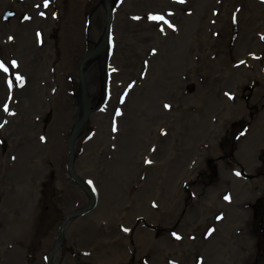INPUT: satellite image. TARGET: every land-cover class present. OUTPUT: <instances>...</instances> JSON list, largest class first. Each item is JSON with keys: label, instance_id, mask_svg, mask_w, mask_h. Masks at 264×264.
<instances>
[{"label": "bare ground", "instance_id": "obj_1", "mask_svg": "<svg viewBox=\"0 0 264 264\" xmlns=\"http://www.w3.org/2000/svg\"><path fill=\"white\" fill-rule=\"evenodd\" d=\"M106 1L100 0L93 9L95 15L105 13L102 32L93 25L88 28L89 40H96L81 64L85 93L81 100L83 113L79 108L77 115L68 94L71 90L68 80L71 69L65 64L68 57L62 54L61 59L56 53L75 51L78 55L79 50L73 48L77 43L75 45L65 29L54 40L53 35L58 34L59 27L54 30L51 0H48V7H44V0H0V62L9 69L8 72L0 69V123L4 124L0 128V264H29L23 241L32 229L36 210L40 205L44 215L46 209H52L49 204L52 196L59 197L48 190V194L42 193L43 183L50 185L45 177L52 161L56 173H64L68 168L69 173L80 176L72 175V178L90 196L89 206L88 203L84 206L87 208L71 211L69 219L56 226L62 235L61 244L67 237L76 248L92 249L93 258L84 256L85 264L99 259L102 260L100 264H119L120 259L132 258V254L122 249L133 240L139 244V256L154 244L156 249L151 252L150 264H162L160 256L164 257V252H175L172 246L175 240L165 235L159 239L154 232L170 224L169 220L175 222L176 216L180 215L176 200L177 193H182L179 182L185 184L186 180H193L191 184L195 182L193 186H197L193 188L201 193H197V198L201 202L208 201L203 189L210 182L204 180L201 173L203 160L210 149L221 152L227 147L234 149L229 155H237L243 160L241 169L251 174L264 172V115L256 117L258 119L251 124L240 123V128L246 132L242 137L238 134L239 145L231 144V136L224 135L238 117L249 112V105L243 101L250 94L249 83L254 81L258 98L264 92L261 70L264 62H255L257 57L264 59V42L261 44L255 35L264 39V0H185L184 3L179 0H125L120 7L115 6L117 9L107 5ZM74 8L81 11L82 6ZM134 9L146 10L149 19L141 20L150 29L136 24L135 18L131 17ZM8 13L12 15L8 16ZM150 13L163 16L167 23L150 19ZM25 16L30 19L25 20ZM110 18L109 31L114 42L111 54L109 43L102 45ZM133 54L135 59L130 57ZM214 56L221 60H211ZM13 60L17 62L16 67L12 66ZM226 62L232 68L229 74L233 77L230 75L231 79L229 77L222 86L216 82L222 73L219 71L221 64L219 67L214 65ZM233 62L238 64L233 65ZM103 63L122 68L135 65L136 70L143 68L146 78L139 73L140 84L131 87L125 81L133 73L129 69L123 75L117 73L123 77V82H118L122 86L118 92L121 97L117 99L114 94L117 83L102 110L101 91L106 87L101 76ZM17 76L23 78L22 86L16 80ZM199 77L205 81L200 89ZM223 87L237 91L236 95H241L236 96L239 102L231 107V102L229 106L219 107L217 111L221 115L217 114V119L214 112L216 120L212 124L201 120L205 117L204 103H212L214 99L213 96L203 98L204 90L207 94L213 91L220 94L219 89H226ZM242 93L246 95L243 97ZM197 96L209 101L203 103ZM248 99L253 103L254 96L250 94ZM215 102L217 105L223 103L222 99ZM4 104H8L9 112L3 110ZM166 104L168 108H165ZM84 113L86 115L82 116ZM87 119L94 129L84 138L80 136V130ZM114 126L116 132L112 130ZM44 130L50 134L49 138L43 135ZM231 134L233 138L236 136V133ZM204 141L209 145L201 152ZM235 171L220 168L219 192L227 196L231 192L242 193L249 199L257 195L252 183L260 185L264 178L248 176L243 180L235 175ZM2 178L9 179L5 185ZM60 180L68 182L65 176ZM82 180L84 183H80ZM221 200L210 201L213 205L207 203L206 207L209 204L212 210L200 209L196 212L199 216L188 215L186 218L182 214L183 220L192 221L188 232L192 241L182 248L187 251L192 247L202 252L203 245L206 246L209 262L213 260L210 248H216L215 244L225 245L236 225L251 233L238 239L241 246L233 255L237 258L250 255L257 242L255 227L258 221L250 206L246 207L244 200L235 197H229L225 202ZM168 201H171L170 205ZM175 205L177 209H172ZM262 214L264 222V211L257 216ZM142 223L153 230L146 227V232L143 231L138 226ZM124 228L129 231L125 232ZM213 230H216L214 236L209 235ZM130 233L133 240H129ZM59 249L60 246H56L52 251L56 253ZM222 255L220 260L225 261L224 264H236L225 252ZM137 259L135 255L133 264H138ZM35 264H39L38 259ZM53 264H59L57 259Z\"/></svg>", "mask_w": 264, "mask_h": 264}, {"label": "rangeland", "instance_id": "obj_2", "mask_svg": "<svg viewBox=\"0 0 264 264\" xmlns=\"http://www.w3.org/2000/svg\"><path fill=\"white\" fill-rule=\"evenodd\" d=\"M100 0H51L50 2V8H54V12H53V19L55 20V29L54 30H58L59 27V32L57 35H53L54 40L57 39L59 33L65 29L64 31L67 32V34H70V36H72V41L75 42V45L77 43L76 46H73V48H77L79 51L78 55H75V51L72 52H68V54L64 52H57L56 55L58 58L62 59L63 55H67L68 59L65 60V64L66 67L70 68L71 71L68 72L69 77L68 80L70 81L71 84V91L68 94H70V102L72 103L73 107L75 108V111L78 115L79 111H80V106L77 105V102L75 101V99L79 102H81V87L83 85V80H82V76H81V72H80V68H81V64H83V62L85 61V56H86V52L91 48V46L94 45V40H89V36L87 34L88 32V28H90L91 25L96 26L98 32H102L103 27H104V20H105V13H99L98 15H95L97 13L93 12V9H95V7H97L98 2ZM125 0H108V2L106 1V4L112 5V7L114 9L116 7H120L123 2ZM75 6L79 7L82 6L81 11L75 10ZM100 10V9H99ZM191 10V9H188ZM133 14L131 15V17L135 18V20L137 21L136 24H142L144 27H146V23L143 22V20L141 19H149V15L146 12V10H132ZM151 12V11H149ZM194 14V13H193ZM153 13H150V16H153ZM136 17H139V19H136ZM142 21V23L140 22ZM163 23L164 20H162ZM150 23V22H149ZM149 26H147V28H144L145 30H148L150 28H148ZM158 30H160L159 26L157 27ZM256 31H258L259 29L255 28ZM218 34V31L215 32ZM101 33H98L97 36H100ZM256 35L257 40L261 41V44H263L264 39L261 38L260 35ZM82 39L81 43L80 40ZM4 40V38H3ZM77 40V41H74ZM114 43V42H113ZM118 43V42H117ZM113 48L114 47H109L110 50V54L113 52ZM127 49L124 50V52H126ZM116 51V49H115ZM84 53V54H83ZM63 54V55H62ZM131 59H135L136 55L133 54L130 56ZM257 57L255 59V62H260V64H262L264 62V59L260 60V58ZM215 59V62L220 61L221 59H219L218 57H213L211 60ZM210 60V61H211ZM234 63V62H233ZM221 64V65H220ZM225 64V66L223 67V65ZM238 63H234L233 65H237ZM103 65V71L101 73L102 76V80L106 83V89L109 87V85L111 83L114 84V86L117 85V83L119 81H121V83L123 82V77H120L122 73H125V71H128V69L133 73V76L127 78V80L125 81V84H130L131 87H135L136 84H140L139 78H138V74L142 73V69L140 70H136L135 65H129V66H125L124 64V68L120 67L118 65V67L113 66V64H109L107 63L105 65V63L102 64ZM220 65V72H222L219 75V79L216 81L218 82L220 85H225L227 80L229 79L230 75L229 72L231 71L232 73V68L229 67V64L226 63H219L218 65H214L215 67H219ZM113 69H115V71H113ZM262 73L264 74V65H262L261 67ZM120 74H117L119 73ZM117 74L116 76H114V74ZM80 74V75H79ZM145 78H146V74L142 73ZM119 75V77H118ZM123 75V74H122ZM205 76V75H204ZM140 77V76H139ZM206 77V76H205ZM231 77H233L231 75ZM230 77V79H231ZM264 77V75H263ZM199 81H201L200 83H197L199 85V89L203 88V84L205 81H203V77H199ZM121 83H118V88H115V93L117 95V99L119 97H121L118 92L120 90H122V86ZM85 84V83H84ZM117 87V86H116ZM139 87H141V85H139ZM223 88H229V87H223ZM198 89V90H199ZM219 89L220 94L216 93L215 91H213L212 93L207 94L206 91L205 95L203 96V98H208V96H213L214 99L212 101V103H204V102H208L209 100H204L203 98L201 99L200 96H197L198 98H200V100H202V102L204 104H206V110L204 112V119L201 117V120H205L210 122V124H212L213 122H215V118L217 116V114L221 115L220 112L217 111V109L221 106H223V104H226L229 106V103L231 104L230 107L239 102V99L236 98V96H241L240 94L236 95L238 92L232 88H229V90L226 91ZM264 89V88H263ZM248 93L252 94L254 96V101L253 103H251V99L250 98V94H243L242 96L247 99V100H243L244 102H246V104H248L249 106H247V109H249V112L247 114H242V117H238V121L234 122L233 125L229 128V130L224 131L225 134L224 135H230L231 136V140L230 143L231 144H235V145H239V140H240V136H244L246 131H243L240 128V123L241 122H249L250 124L252 123V121L254 119H258L256 117H259L260 115H264V103L263 100L264 99V92H262L260 94V97L258 98L256 96V87L254 84V81L249 83V88H248ZM263 91V90H261ZM227 93V95H226ZM246 93V91H245ZM96 95L98 93H95ZM220 95V96H218ZM258 95V94H257ZM231 97V98H229ZM217 99H222V102L220 105H217V103L215 101H217ZM97 100V99H96ZM103 101V99H102ZM251 103V104H250ZM209 106H208V105ZM106 107V105L104 106ZM104 107H102L101 109L103 110ZM202 108H204L202 106ZM121 111V110H120ZM208 112V113H206ZM214 112H216V117L214 114ZM206 113V115H205ZM248 115V116H246ZM254 116V117H251ZM222 117V116H221ZM264 117V116H262ZM262 122V121H259ZM48 123H46L47 126ZM116 128V127H115ZM55 130H58L57 127H54ZM92 129H94V125L92 124V122L90 121V119L86 120L85 126L83 127L82 131L80 130V136H83L84 138L87 136V132L88 131H92ZM113 130V128H112ZM117 131V128H116ZM115 131V132H116ZM231 133H236V136L233 138ZM243 133V135H242ZM68 134H70L68 132ZM239 134V137H238ZM43 135L47 136L49 138V133L44 130L43 131ZM90 137H91V133H89ZM13 141V140H12ZM197 142V141H196ZM196 142L194 143V145H196ZM198 143V142H197ZM208 143L206 141L201 143V147L200 150L201 152L204 151L205 147H208ZM213 148V147H212ZM237 149V146H236ZM221 151H214L213 149H210V151H208L207 157L203 160L204 161V166L202 165V171L204 175V180H207L210 182L209 185H207L204 189H203V193L206 194V198L208 199V201H204L201 202L198 198H197V193L201 194L200 192H196V188L197 186H193L195 184H191V179H188L185 181V184L179 182V186H181L182 188V193H177L178 198H176V200H178V206L179 209L181 210L180 215H177L175 218V222H173L172 220L170 224H166L164 225L162 228L160 227L157 231L155 230V235L156 237H158L159 239H162V236H170L172 237L173 241L172 246L175 248V252L172 253H168V252H164L165 256L162 257L160 256V262H162V264H193L194 260L191 259H196L195 264H224L225 261L220 260L223 255L222 253L225 252L226 256H231L232 261H236V264H252L253 262L255 263H260L261 261L264 262V222H262L263 219V214L262 216H257L259 213H263L264 211V181H262V183L259 184H255L254 182L252 183V185L254 186V190L256 191L257 195H253L252 198H248L246 197V195L240 193V194H235L234 192H231L228 196L229 197H235L240 199V201L244 200L245 197L246 199L243 201L244 203H246L247 205H245L246 207L253 210V216L255 217V219L257 218L258 221V226H256L255 228L257 229L256 232V246L253 245V251L250 253V255H244V257H240L237 258L235 255H233V253H235L237 251V248L239 246H241V244H239L240 242H238L239 238H242V236L247 237L246 234H248L250 232V230H245L244 227L242 229H239L240 227H237V225L235 226V228L233 229V232H231L228 241L225 243V245H221L218 246L219 244H215L217 247H211L210 251L213 254V260L211 262L208 261V255L209 253H206V246L203 245L204 249L202 252H198L197 250L195 251L192 247L189 248L187 251L184 250L182 248V246H187V244H189V241H192V236L190 235V228L192 227V221H187L186 218L188 215L190 216H199L198 214H196L197 211H200V209H208V210H212L209 204L213 205L212 203H210V201H214V200H221V197H224L225 195H223L222 192H219L218 187L221 186V184H219V180H220V168H229L230 169H235L239 172H241V176L240 179L246 180V178L249 176L252 179L256 178H264V172H259L257 174H254L251 172H248L246 169H241L242 167V159H239L237 155H229V152H233L234 149L231 148H225ZM198 152V153H201ZM264 158V156L262 157ZM192 159V158H191ZM191 159H188V161H190ZM52 161V160H51ZM64 162V160H62ZM197 162V161H196ZM55 166H54V162H50V167H49V171L47 172L48 175H46L45 180L48 179V182H50V185L47 184V182L43 183V187L42 189H44V191L42 192L44 195L48 194L47 190L51 193V194H55L57 193L59 197H54L52 196L51 201H49L50 206L52 207V209H46L47 213L45 212L43 215V210L42 207L39 205L37 210H36V214L34 216V222H33V226L32 229L30 230L29 234L24 238V246L26 247V252H27V259L29 264H35L37 259L39 261V264H48V261H53L55 259H57V261L59 262V264H85V259L84 256H93V251L91 248H87V247H81L80 248H76V244H74L73 241L68 242L67 241V237L65 238L64 242L62 243V245L60 246L61 249H59L56 252L55 257L51 256V251L52 248H54L55 246V239L56 236L59 235V231L57 229V225L59 224V226L62 224V222L66 219V217L69 215V213L71 211H75L77 210V208H82L85 205H87V203H89V196L88 194L84 191V189L82 187H80L79 185H77L76 180L72 178L71 174L68 171V168L65 169L64 173H56L55 172ZM65 176L68 179V182L64 181V180H60L61 177ZM78 177V175H76ZM211 176V177H210ZM80 177V176H79ZM78 177V178H79ZM5 179V178H4ZM9 179H6L4 181V185L6 184V181ZM83 181V180H82ZM208 182V183H209ZM53 185H52V184ZM88 183V182H86ZM199 183V182H198ZM218 183V184H217ZM10 184V183H9ZM217 184V186L215 187L214 185ZM91 185V184H90ZM233 185H234V181H233ZM224 187L226 186V184L223 185ZM195 187V189L193 188ZM11 189V188H9ZM46 190V191H45ZM73 191V192H72ZM222 194V195H221ZM234 199V198H232ZM42 200V198L40 199V201ZM221 201H226L225 199H222ZM169 205L171 203V201H168ZM209 203L206 207V204ZM65 205H67V207H65ZM160 206V205H159ZM177 205H175L172 209H177L176 207ZM163 204H162V206ZM213 207V206H212ZM163 210V209H161ZM164 211V210H163ZM54 212V213H53ZM204 213H209L208 212H204ZM46 214V216H45ZM185 215L186 218H184L183 220V215ZM55 215V216H54ZM54 216V217H53ZM170 217H174L173 215H170ZM76 218V217H74ZM177 219L179 221H177ZM247 219H245L246 221ZM245 221L241 222L243 224H241L242 226L244 225ZM77 222V221H76ZM75 222V223H76ZM254 222V219H253ZM2 222H0V228L2 227L1 225ZM42 223H45L46 225L43 226ZM74 223V224H75ZM148 223V222H145ZM256 223V222H255ZM162 224V223H160ZM218 225V224H217ZM138 226H140V229H143V231L146 232V227L149 230H153V228L145 226V224H138ZM137 226V227H138ZM157 229V228H156ZM161 230H163L161 232ZM161 232V233H160ZM216 230L212 231V235L214 236ZM259 232V233H258ZM133 233V232H132ZM163 233V234H162ZM176 233L177 235H179L181 237V239L177 240L172 234ZM251 233V232H250ZM190 235V236H189ZM132 236V237H130ZM129 236V240H133V235L130 233ZM164 236V237H165ZM48 241H53L52 244L48 243ZM186 241H188L187 243H185ZM253 242V241H252ZM208 243V242H207ZM210 243H208L209 245ZM49 245V247H48ZM206 245V244H205ZM207 245V246H208ZM244 246V245H243ZM188 247V246H187ZM83 248H87L88 250L84 251L82 250ZM242 248V247H241ZM122 249V248H121ZM156 247L154 244H152L149 248V251H146L145 253H143L141 256H139V251H140V247L139 244H137V242L135 243V241H129L128 244H126L125 248L122 250H125L129 253V255L132 254V258L131 257H127L126 253L124 256H126L127 258H125L124 260L120 259L119 264H133V258H135V255L138 256V264H150V261H152L151 259L153 258L151 252L153 250H155ZM212 249V250H211ZM240 250V249H238ZM121 251V250H120ZM227 251V252H226ZM188 255V256H187ZM58 256V257H57ZM91 256V257H92ZM187 256V257H186ZM186 257V258H185ZM93 258V257H92ZM186 259L185 262H182L183 259ZM191 258V259H190ZM102 260H95V261H91L92 264L93 263H98L100 264Z\"/></svg>", "mask_w": 264, "mask_h": 264}, {"label": "snow or ice", "instance_id": "obj_3", "mask_svg": "<svg viewBox=\"0 0 264 264\" xmlns=\"http://www.w3.org/2000/svg\"><path fill=\"white\" fill-rule=\"evenodd\" d=\"M179 2L180 3H184L185 2V0H179ZM44 7H48V0H44ZM41 15H44V13L43 12H41L40 13ZM12 15V13H8V16H11ZM5 19H7V17H5ZM24 19L25 20H28V19H30V17H28V16H25L24 17ZM136 19H139V17H136ZM150 19H152V20H164V17L163 16H151L150 17ZM234 21H235V17H234ZM166 23H167V21H165ZM11 39V38H10ZM16 61L15 60H13L12 61V66L13 67H16ZM241 64H243L244 63V61H241L240 62ZM0 69H3V71L4 72H8V68L2 63V62H0ZM113 71H115V69H113ZM16 80L18 81V82H20V84H21V86H22V84H23V78L22 77H20V76H17L16 77ZM12 87V83H11V81H9V88H11ZM226 95H227V93H226ZM229 98H231V97H229ZM169 107V105H165V108H168ZM3 110L5 111V112H9V106H8V104H4L3 105ZM10 114H12V113H10ZM116 115L117 116H119L120 115V113L119 112H117L116 113ZM5 123H6V121H5ZM2 127H4V124L3 123H0V128H2ZM113 131L115 132L116 131V128H115V126L113 127ZM242 135H243V133H242ZM44 139V137H41V140H43ZM147 163H151V161H147ZM235 175L236 176H241V172H239V171H237L236 173H235ZM91 183V182H90ZM224 199L225 200H229V196H227V195H225L224 196ZM154 207L156 206L155 204L153 205ZM125 232H128L129 231V229H127V228H124L123 229ZM212 233H209V235H211ZM177 240H179V239H181V237L179 236V235H177L176 233H173L172 234Z\"/></svg>", "mask_w": 264, "mask_h": 264}, {"label": "water", "instance_id": "obj_4", "mask_svg": "<svg viewBox=\"0 0 264 264\" xmlns=\"http://www.w3.org/2000/svg\"><path fill=\"white\" fill-rule=\"evenodd\" d=\"M110 20H111V18H110ZM109 19H108V21H107V23L110 21ZM109 27H110V24L108 23L107 24V26L105 27V30H104V40L102 41V45L103 44H105L107 41H108V33H109ZM84 80H83V90H84ZM84 93H85V91H84Z\"/></svg>", "mask_w": 264, "mask_h": 264}]
</instances>
